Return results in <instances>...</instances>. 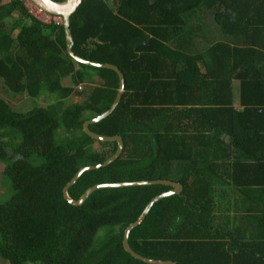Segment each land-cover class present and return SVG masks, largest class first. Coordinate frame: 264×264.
Wrapping results in <instances>:
<instances>
[{"label": "trees", "instance_id": "1", "mask_svg": "<svg viewBox=\"0 0 264 264\" xmlns=\"http://www.w3.org/2000/svg\"><path fill=\"white\" fill-rule=\"evenodd\" d=\"M207 16L217 39L186 43L192 19ZM70 28L77 56L125 78L116 110L90 126L122 137L123 152L85 173L70 197L96 184H181L130 233L129 246L148 259L199 264L195 253L211 239L215 165L230 158L218 150L221 136L242 147L239 133L264 131V0H83ZM118 85L114 71L67 55L62 23H44L23 0H0V93L48 103L18 113L0 96V163L11 186L0 204V264H145L125 252L124 231L171 187L102 189L81 207L62 193L81 168L116 152L117 143L91 139L83 124L110 108Z\"/></svg>", "mask_w": 264, "mask_h": 264}, {"label": "crops", "instance_id": "2", "mask_svg": "<svg viewBox=\"0 0 264 264\" xmlns=\"http://www.w3.org/2000/svg\"><path fill=\"white\" fill-rule=\"evenodd\" d=\"M205 20H193L195 30L187 33L186 43L193 39L201 45L207 38L217 39L216 29L215 32L208 28ZM236 95L234 90L233 105L239 109L240 100ZM221 138L225 147L220 145L218 150L225 157L228 150L230 158L215 165L217 174L214 173V179L217 183H214L216 194L211 216V239L202 241L201 251L195 253V262L264 264V131L248 138H245V133H239L237 142L242 147H234L230 135ZM216 176L223 179L216 180Z\"/></svg>", "mask_w": 264, "mask_h": 264}, {"label": "water", "instance_id": "3", "mask_svg": "<svg viewBox=\"0 0 264 264\" xmlns=\"http://www.w3.org/2000/svg\"><path fill=\"white\" fill-rule=\"evenodd\" d=\"M29 1L34 7H36L39 11L42 13L51 15V16H57L62 19V25L64 27V33H65V41H66V53L67 55L76 63L84 65L86 67L96 68V69H107L114 71L119 79V85H118V91L115 97L114 102L110 106V108L101 114L100 116L88 120L83 124V131L84 133L90 137L91 139L101 142V143H108V142H115L117 143V150L109 159H107L104 163L96 166H89V167H83L81 168L76 175L72 178V180L63 188V198L67 203L74 207H81L85 204V202L88 200V198L95 193L98 190L102 189H123V188H132V187H143V186H151V185H164L169 186L172 188V190L162 193L161 195L155 197L150 201V203L146 206L143 213L140 215V217L132 224H130L124 231L123 234V241L122 245L126 253H128L132 258L135 260L141 261L145 264H175L174 262L170 261H158V260H152L145 257L140 256L136 252H134L130 246H129V236L130 233L140 226L149 212L151 211L152 207L159 202L162 199L172 197L175 195H180L182 193L183 187L181 184L169 181V180H154V181H141V182H124V183H115V184H96L89 188L85 193L78 199L74 200L69 195V189L77 183V181L87 172L89 171H95L100 170L102 168L108 167L112 163H114L122 154L124 149V143L123 139L120 136H103L98 135L90 130V126L95 125L106 118H108L110 115L113 114V112L116 110L118 105L120 104L122 100V96L125 92V78L122 72L114 65L111 64H100L95 63L89 60H85L81 58L80 56H77L73 52V36L70 28V19L73 14L78 10L80 5L82 4L83 0H65L63 2H57L55 0H27Z\"/></svg>", "mask_w": 264, "mask_h": 264}, {"label": "rangeland", "instance_id": "4", "mask_svg": "<svg viewBox=\"0 0 264 264\" xmlns=\"http://www.w3.org/2000/svg\"><path fill=\"white\" fill-rule=\"evenodd\" d=\"M23 1H25V5L28 7V10L30 11V13L33 16L37 17L41 21H43V20L44 21H51L52 20L50 15H48V14L46 15L44 13L39 12L37 10V8L34 7L29 1H27V0H23ZM204 19H206L205 20L206 26L208 28H211L212 30L215 31V29L217 27L215 26L216 24L215 25L213 24L212 17L211 16H207ZM193 20L194 19H192V21ZM189 23H190V21H189ZM234 90H235V93L237 94L236 97L238 98V96H239V94H238V92H239V82L238 81L233 82V91ZM0 96L6 98L10 103H12L14 105L15 111L18 112V113H27L30 110H32L33 108H35V107L43 108L42 106L46 107V105H48V103H46V98L45 97H42V98H40L39 101H37V100L29 99L27 97V95L19 97V96H12L10 94H3L2 95L0 93ZM56 139H57V136H56ZM64 142H65V140L57 141L56 143L57 144H59V143L64 144ZM3 170H4V165L2 163H0V204L7 199V195L10 193V190H11V186L9 184V180L6 179L3 176V174H2Z\"/></svg>", "mask_w": 264, "mask_h": 264}, {"label": "built area", "instance_id": "5", "mask_svg": "<svg viewBox=\"0 0 264 264\" xmlns=\"http://www.w3.org/2000/svg\"><path fill=\"white\" fill-rule=\"evenodd\" d=\"M61 1H65V0H61ZM37 10H38V9H37ZM38 11H39V10H38ZM39 12H41V11H39ZM41 13H42V12H41ZM44 14H45V13H44ZM46 15H47V14H46ZM50 17H51V19H52L51 21H44V20H43V22H44V23H47V24L50 23V22H52V21H53V22H59V23H61V19H60V18H58V17H54V16H50Z\"/></svg>", "mask_w": 264, "mask_h": 264}, {"label": "clouds", "instance_id": "6", "mask_svg": "<svg viewBox=\"0 0 264 264\" xmlns=\"http://www.w3.org/2000/svg\"><path fill=\"white\" fill-rule=\"evenodd\" d=\"M56 1V0H55ZM58 2V1H57ZM63 2V1H62ZM51 16V15H50ZM54 17H57V16H54ZM58 18H60V17H58ZM61 19V18H60ZM61 23H62V19H61Z\"/></svg>", "mask_w": 264, "mask_h": 264}]
</instances>
